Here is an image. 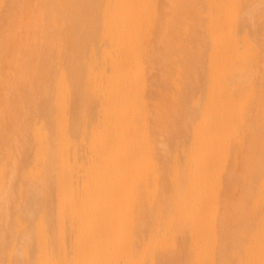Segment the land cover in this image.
I'll return each instance as SVG.
<instances>
[{"label": "bare ground", "instance_id": "obj_1", "mask_svg": "<svg viewBox=\"0 0 264 264\" xmlns=\"http://www.w3.org/2000/svg\"><path fill=\"white\" fill-rule=\"evenodd\" d=\"M0 264H264V0H0Z\"/></svg>", "mask_w": 264, "mask_h": 264}]
</instances>
